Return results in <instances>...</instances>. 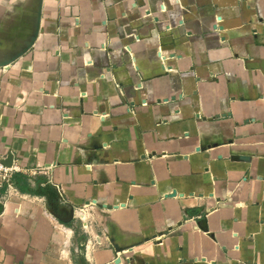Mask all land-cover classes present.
<instances>
[{
    "label": "crops",
    "instance_id": "1",
    "mask_svg": "<svg viewBox=\"0 0 264 264\" xmlns=\"http://www.w3.org/2000/svg\"><path fill=\"white\" fill-rule=\"evenodd\" d=\"M0 264H264V0H0Z\"/></svg>",
    "mask_w": 264,
    "mask_h": 264
},
{
    "label": "built area",
    "instance_id": "2",
    "mask_svg": "<svg viewBox=\"0 0 264 264\" xmlns=\"http://www.w3.org/2000/svg\"><path fill=\"white\" fill-rule=\"evenodd\" d=\"M19 170L18 166L11 164L6 166L2 159H0V187L3 183H9L12 175Z\"/></svg>",
    "mask_w": 264,
    "mask_h": 264
},
{
    "label": "water",
    "instance_id": "3",
    "mask_svg": "<svg viewBox=\"0 0 264 264\" xmlns=\"http://www.w3.org/2000/svg\"><path fill=\"white\" fill-rule=\"evenodd\" d=\"M6 166H11L12 164V157H9L6 161H3Z\"/></svg>",
    "mask_w": 264,
    "mask_h": 264
}]
</instances>
